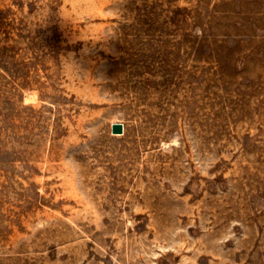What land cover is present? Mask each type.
I'll use <instances>...</instances> for the list:
<instances>
[{"label": "rangeland", "instance_id": "obj_1", "mask_svg": "<svg viewBox=\"0 0 264 264\" xmlns=\"http://www.w3.org/2000/svg\"><path fill=\"white\" fill-rule=\"evenodd\" d=\"M0 264H264V0H0Z\"/></svg>", "mask_w": 264, "mask_h": 264}, {"label": "water", "instance_id": "obj_2", "mask_svg": "<svg viewBox=\"0 0 264 264\" xmlns=\"http://www.w3.org/2000/svg\"><path fill=\"white\" fill-rule=\"evenodd\" d=\"M111 130L114 133L123 132V123L122 122H113L111 125Z\"/></svg>", "mask_w": 264, "mask_h": 264}, {"label": "bare ground", "instance_id": "obj_3", "mask_svg": "<svg viewBox=\"0 0 264 264\" xmlns=\"http://www.w3.org/2000/svg\"><path fill=\"white\" fill-rule=\"evenodd\" d=\"M34 98V95L32 94V96L29 97V99H33ZM116 122V121H115ZM118 122H121V121H118ZM113 123V122H112ZM124 126V125H123ZM117 134V133H116ZM118 134H121V133H118Z\"/></svg>", "mask_w": 264, "mask_h": 264}]
</instances>
